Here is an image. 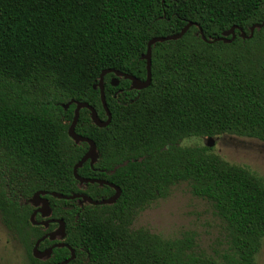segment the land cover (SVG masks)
Masks as SVG:
<instances>
[{"label":"trees","instance_id":"obj_1","mask_svg":"<svg viewBox=\"0 0 264 264\" xmlns=\"http://www.w3.org/2000/svg\"><path fill=\"white\" fill-rule=\"evenodd\" d=\"M264 0H0V219L24 246L28 264H55L66 246L32 255L57 223L33 224L35 191L93 199L107 184L82 183L73 165L88 148L67 129L77 102L104 120L97 82L103 69L144 79L147 42L192 24L177 39L150 48L144 88L108 72L103 77L109 123L98 127L82 107L75 132L92 139L95 158L77 173L119 187L113 203L49 194L34 220L64 221L65 264H217L191 250L192 238L168 239L132 228L137 212L186 181L225 223L229 252L222 264H254L264 237V180L190 137L232 134L264 142ZM234 38H230V28ZM204 36V38H203ZM117 78V84L111 79Z\"/></svg>","mask_w":264,"mask_h":264},{"label":"rangeland","instance_id":"obj_2","mask_svg":"<svg viewBox=\"0 0 264 264\" xmlns=\"http://www.w3.org/2000/svg\"><path fill=\"white\" fill-rule=\"evenodd\" d=\"M207 137H190L183 145H204ZM211 151L232 164L248 168L264 180V142L258 139L220 134L212 138ZM132 228H146L163 238L191 237V250L212 257L222 264L229 252L225 223L214 212L211 203L194 195L188 182L172 185L165 197L158 198L137 212ZM24 246L0 219V264H28ZM254 264H264V237Z\"/></svg>","mask_w":264,"mask_h":264},{"label":"water","instance_id":"obj_3","mask_svg":"<svg viewBox=\"0 0 264 264\" xmlns=\"http://www.w3.org/2000/svg\"><path fill=\"white\" fill-rule=\"evenodd\" d=\"M192 24V22H188L186 25H184L181 30L175 34H172V35H169V36H156V37H153L151 38L148 42H147V45H146V49H145V53H144V59H145V70H146V74H145V78L144 79H139L131 74H128V73H124V72H121L119 70H115V69H103L101 72H100V75H99V79H98V82H97V87L99 89V95H100V101H101V104H102V107L105 111V114H106V118L104 120L100 119L98 116H97V113L95 111V109L89 105L87 102H82V101H79L76 103L75 105V108H74V111H73V117H72V120L69 124V127L67 129V134L68 136L72 139V140H75V141H85L87 144H88V148L87 150L84 152V154L80 157V159L73 165V175L75 177V179H77L79 182H82V183H86V182H90V183H93V182H96V183H99V184H107L109 185L110 187H113L114 188V193L104 199H101V200H94L92 199L90 196L84 194V193H73V194H70V195H66V194H62V193H58V192H55V191H47V190H38V191H35L32 196L30 197L29 201L34 203L35 205H38V207L31 213L30 215V221L33 223V224H36V223H39L41 225H46L48 222H56L57 223V227L50 231V232H47L43 237L39 238L36 240V242L34 243L33 247H32V255L36 258H42L46 255H49L51 253V250H52V247H58V246H66L68 247L69 251H70V255L68 258H66L65 260L61 261V262H58V263H55V264H65L67 263L69 260H71L73 257H74V250L68 246L66 243L64 242H58V243H55L45 249H38V244L39 242L45 237V236H48L50 238L54 237L55 235H60V234H63L64 233V230H65V224H64V221L61 220V219H47V220H42V221H35L34 220V215L36 212H45L47 209H48V200L43 196L45 194H49V195H52L54 197H57V198H62V199H73V198H82L83 200H86L88 201L89 203L91 204H94V205H97V204H106V203H113L119 196L120 194V189L118 186H116L115 184L111 183V182H108L104 179H99V178H86V177H82L80 176L78 173H77V169L78 167H80L83 162L87 159H94L95 158V143L92 139L88 138V137H84L78 133L75 132V125L77 123V119H78V113H79V110L82 108V107H85L87 109L90 110V113H91V119L93 120L94 124L97 125L98 127H104L106 126L109 121H110V118H111V113L106 105V101H105V96H104V86H103V77L106 73L108 72H112V73H115L116 75H119V76H122L126 79H129L131 80V85L133 87H137V88H144L146 86L149 85L150 81H151V59H150V48L151 46L157 42V41H164V40H168V39H177L179 37L182 36V34L188 29V27ZM264 25V20L260 23H255L252 25L251 27V31H253L254 27H259V26H263ZM233 28L234 27H231L230 28V33H231V37L230 38H220L222 40H225V41H232V39L234 38V34H233ZM204 38V36H203ZM111 82L112 84H117V78L116 77H113L111 79ZM212 138H208L207 141H206V144L208 146H210L211 144V141Z\"/></svg>","mask_w":264,"mask_h":264},{"label":"flooded vegetation","instance_id":"obj_4","mask_svg":"<svg viewBox=\"0 0 264 264\" xmlns=\"http://www.w3.org/2000/svg\"><path fill=\"white\" fill-rule=\"evenodd\" d=\"M86 183H87V182H86ZM112 188H113V187H112ZM113 190H114V188H113ZM78 193H83V192H78ZM113 193H114V191H113ZM113 193H112V194H113ZM84 194H86V193H84ZM112 194H111V195H112ZM86 195H87V194H86ZM88 196H89V195H88ZM90 197H91V196H90ZM78 198H80V197H78ZM91 198H92V197H91ZM92 199H93V198H92ZM103 199H104V198H103ZM94 200H98V199H94ZM100 200H101V199H100ZM87 202H88V201H87ZM41 221H42V220H41Z\"/></svg>","mask_w":264,"mask_h":264}]
</instances>
